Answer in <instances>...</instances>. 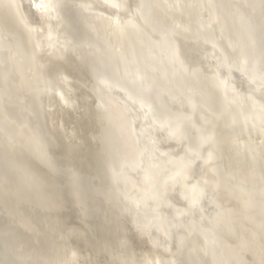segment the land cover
<instances>
[{
  "label": "bare ground",
  "instance_id": "obj_1",
  "mask_svg": "<svg viewBox=\"0 0 264 264\" xmlns=\"http://www.w3.org/2000/svg\"><path fill=\"white\" fill-rule=\"evenodd\" d=\"M263 18L264 0H0V264H264ZM80 101L89 164L54 135Z\"/></svg>",
  "mask_w": 264,
  "mask_h": 264
},
{
  "label": "rangeland",
  "instance_id": "obj_2",
  "mask_svg": "<svg viewBox=\"0 0 264 264\" xmlns=\"http://www.w3.org/2000/svg\"><path fill=\"white\" fill-rule=\"evenodd\" d=\"M83 106H84V108H83ZM79 107H80L82 110H81ZM86 108H88V106L85 107V104L82 103V102L80 101V104L78 103V106H77V108L75 109V110H76L75 112H74V110L71 109V112H70V110H69V111H68V114H67V111H66V113H64L65 118H63V121H62V125H63V127H61V128H64V129L57 128V130L55 129V132H54V135H56V137L62 136V135L60 134V131L63 133V135H64L63 138H62V137H61V138H60V137H59V138H56V137L54 136V140H55V138H56V139H59V140L65 138V139L68 140V141H66V140L64 139L65 141L62 140L63 142H62V141H61V142L59 141V142H60V143H65V142H67V143H68V144L66 143V144H67V148H68L69 145H70V147H72L71 149H73V148H75V147H79V148H77V150H80V149H81L80 147H82V146H79V145H80V144H81V145L84 144V146H83L84 148L81 149V150H82L81 153H80V151L75 150L76 148L74 149V151L79 152L81 155H83V157H82V156H81V157H78L79 153H77V157H78V158H77V159H78L77 162H76V157H75L76 155H75V152H73V151H72L71 149H69V148H68L69 150L66 149V150L69 151L70 153H72V152L74 153V154H73V153L70 154V153L68 152V153H69L70 155H72V156L69 155V156H67V157H68V158L72 157V158L75 160L76 164L79 163V162H80V163H81V162H84V163H86V164H89V163H90V160H91L90 157L93 156V155L91 156V154H93L94 147H92V146H94V143H95V142H93L94 138L92 137V135H93V130H94V129L92 130L93 126L91 127V125H90V124H92V122L90 123L91 118H90V120H89V116H90V115L88 114V112H90V111L87 112V109H86ZM84 109H86L85 112H84ZM77 110H79V111H77ZM88 110H89V109H88ZM69 112H70V114H69ZM76 112H77V113H76ZM80 112H81L82 114H80ZM74 113H75V114H74ZM85 113L88 114L89 116L86 115ZM76 114H77V117H76ZM66 115H67V116H66ZM69 115H70V117H71L72 119L75 117V120H76V121L73 120V121H75L74 123H72V121L70 120ZM74 115H75V116H74ZM78 115H80V117H79ZM85 117H86L87 119H86ZM79 118H80V120H79ZM67 120H68V121H67ZM63 122H64L65 125L63 124ZM77 122H78V123H77ZM68 123H69V125H68ZM71 123L74 124V125H72V126L70 127ZM78 124H79V125H78ZM76 125H77V129H78L77 132H76V129L70 131V129H72L73 126H74V128H76ZM65 126H66V127H65ZM78 127H79V128H78ZM80 127H81V129H80ZM58 129H59V130H58ZM68 130H69L71 133H69ZM86 130H87V131H86ZM83 131H84V132L86 131L85 133L88 134V135H89L90 133H92V134H91V140H90V135H89V139H88L87 143H85V141H84V140H87V139H85V135H86V134L83 133ZM64 132H65V133H64ZM75 132H76V133H75ZM81 132H82V133H81ZM89 132H90V133H89ZM55 133H57L58 135L55 134ZM78 133H79V134H78ZM68 134H70V135L68 136ZM71 134H77L78 137H77V135H75V136H76V137H75L74 135H71ZM88 135H87V136H88ZM70 136H71V137H70ZM79 136H80L81 138H80ZM73 137H74V138H73ZM86 138H87V137H86ZM72 139H73V141H72ZM83 139H84V140H83ZM92 139H93V140H92ZM82 140H83L84 143L82 142ZM55 141H56V144L58 143L57 147L60 146V147H59V150L63 149V150H62V155H63V152H64V154L67 153V151H65L66 145H65V148H63V147L61 146L62 144H59V142H57L58 140H55ZM77 141H78L79 143H80V141H81V143L78 145ZM91 141L93 142L92 144H91ZM73 142H74V144L76 145V146H74V147L72 146V143H73ZM89 142H90V144H89ZM54 143H55V142H54ZM56 144H54V147L56 146ZM77 145H78V146H77ZM85 145H86L87 147H86ZM63 146H64V145H63ZM57 147H55V148H57ZM61 147H62V148H61ZM60 148H61V149H60ZM88 148H89V149H88ZM57 150H58V148H57ZM57 150L55 149V151L58 153L59 150H58V151H57ZM70 150H71L72 152H71ZM91 150H92V151H91ZM59 153H60V152H59ZM59 153H58V154H59ZM83 153H84V154H83ZM88 153H89V154H88ZM85 154H86V155H85ZM87 154H88V155H87ZM59 155L62 156L61 154H59ZM65 155H66V154H65ZM65 155L62 156V157H63V158H64V157L66 158ZM73 155H74V156H73ZM84 155H85V156H84ZM79 156H80V155H79ZM88 156H89V157H88ZM72 158H70V160H71ZM85 158H86V159H85ZM87 158H88V159H87ZM81 159H82L83 161H81ZM88 160H89V163H88ZM85 161H86V162H85ZM72 162H73V161H72ZM75 162H73V163H75ZM81 164H82V163H81ZM79 165H80V164H79ZM66 217H67L66 220H67V222H68L69 225L71 224V225H70L71 227H74V223H75V226H78V225H76V223H77L76 220H77V219L75 218V216H74L73 214H71V213H70V214H67ZM74 218H75V219H74ZM77 224H78V223H77ZM75 238H76V239H74L73 242H74V244H76V247H78V249H79V251H80V249H82V246H81L82 242H81V244H80L79 239H78L77 237H75ZM77 239H78V240H77ZM78 241H79V242H78ZM76 242H78L79 244L76 243ZM77 245H78V246H77ZM80 247H81V248H80ZM84 249H85V248H84ZM99 258H100V260H99V261H100V264H107V263L104 262V260H103L104 257H103L102 255L99 256ZM101 261H102V263H101Z\"/></svg>",
  "mask_w": 264,
  "mask_h": 264
},
{
  "label": "snow or ice",
  "instance_id": "obj_3",
  "mask_svg": "<svg viewBox=\"0 0 264 264\" xmlns=\"http://www.w3.org/2000/svg\"><path fill=\"white\" fill-rule=\"evenodd\" d=\"M113 7H119V5L118 4H116V3H113V5H112ZM173 134H175V133H173Z\"/></svg>",
  "mask_w": 264,
  "mask_h": 264
},
{
  "label": "water",
  "instance_id": "obj_4",
  "mask_svg": "<svg viewBox=\"0 0 264 264\" xmlns=\"http://www.w3.org/2000/svg\"><path fill=\"white\" fill-rule=\"evenodd\" d=\"M262 21H263V24H264V18H263V20H262Z\"/></svg>",
  "mask_w": 264,
  "mask_h": 264
}]
</instances>
